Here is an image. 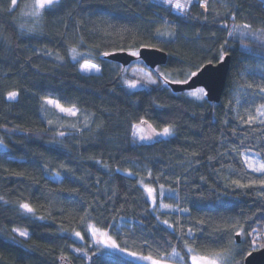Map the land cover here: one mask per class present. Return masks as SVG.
<instances>
[{
    "label": "trees",
    "instance_id": "obj_1",
    "mask_svg": "<svg viewBox=\"0 0 264 264\" xmlns=\"http://www.w3.org/2000/svg\"><path fill=\"white\" fill-rule=\"evenodd\" d=\"M29 2L0 0V264H138L93 244L90 226L144 256L168 259L173 248L186 256L189 244L196 254L221 252L226 264H243L252 239L264 243V174L244 164L245 154L259 153L264 162V124L244 123L264 103L255 91L264 86V43L228 37L221 25H232L229 0H208L207 12L191 0L183 13L156 0H62L39 19ZM231 2L243 5L237 23L264 27V0ZM225 40L230 67L218 103L161 83L217 63ZM143 47L164 51L167 61L148 68L157 84L130 91L120 65L104 53ZM72 49L81 57L73 59ZM86 60L98 74L80 71ZM11 91L14 100L7 99ZM45 99L77 114L45 108ZM141 118L174 134L135 142L132 125ZM141 184L171 191L163 200L174 209L154 211ZM240 225L256 232L237 242Z\"/></svg>",
    "mask_w": 264,
    "mask_h": 264
},
{
    "label": "snow or ice",
    "instance_id": "obj_2",
    "mask_svg": "<svg viewBox=\"0 0 264 264\" xmlns=\"http://www.w3.org/2000/svg\"><path fill=\"white\" fill-rule=\"evenodd\" d=\"M17 3V0H12V5L15 6ZM162 3L166 6H168L170 9H176L178 12L183 13L185 11H187L188 6L191 4V0H162ZM62 5V0H33V4H32V13L31 15L36 17L37 19L41 18L43 15H45V13H50L53 10L59 8ZM200 8H202L205 12L208 11V0H201L200 2ZM225 7L229 8V10L232 12V25L231 28H229V25L227 23H224L221 25V27L223 29L228 30L227 31V35L228 37H233L235 35H240V36H253L258 40H261L262 43H264V27L256 29L254 28V25L252 23L249 22H243V23H237L236 22V15L238 12V8L243 7L242 4H237L234 5L232 4L231 0H229V3L225 5ZM12 9L9 8V11H11ZM157 35H164V33H161L159 31V29H157ZM168 35H173L172 33H168ZM229 41L225 40L224 44L221 45V51H220V55H219V63H223L225 60V57L227 55V51L225 48V45L228 44ZM244 47H247L246 45ZM73 52H75V49H72ZM105 56L109 55V53L105 52L104 53ZM130 55H137L136 52H132L130 53ZM73 59H75L76 57L73 56ZM212 61H209V64H211ZM84 70H95V71H99L100 69L95 65V64H83L81 65V71ZM198 74H202L200 71H192L190 73L189 76H187L185 79L183 80H176V81H170L168 79L165 78L164 82L165 83H177V84H187L189 83V81L194 78L197 77ZM157 80L156 79H152L150 76L147 78V83L148 84H157ZM137 86V83L135 81L130 82L127 84V87L129 88H135ZM249 88H253V85L249 84L248 85ZM255 91H257L259 94H261L262 96H264V86H260L258 88L255 89ZM18 93L15 91H11L7 94V99L9 100H14L17 97ZM187 95L195 100H203L205 96L208 95L205 87H200L197 88L195 90L189 91L187 93ZM44 103L47 105H52L53 107L57 108L60 112L62 113H66L67 115H71V116H75L77 113L75 110L73 109H66L64 107H61L56 101L51 100V99H45ZM255 115H249L248 118L244 121L245 124H247L248 126H252L253 124H264V103H261L258 107H256L255 109ZM140 125H145L147 124V121L144 119H140L139 122ZM133 129H138L139 125H132ZM148 127L151 129V125H148ZM153 134L157 135V136H171L173 135V130L172 128L169 127H164L162 129V131L160 132H155V130L153 129ZM136 133L134 132V135ZM59 135L63 136L64 133L61 132L59 133ZM140 139L144 140V139H151L150 136H140ZM0 143H2V141H0ZM261 149H264V144H262ZM254 155H259V153H255ZM244 164L245 166L249 169V171L251 172H255V173H260V174H264V162H261L259 159L253 161L250 158L245 157L244 158ZM127 175H132L131 172H128ZM256 182L253 181V184H255ZM144 190L145 192L148 194V198L153 202V204L156 203V198L154 195L155 190L151 187H147L144 186ZM240 187H245V185H239ZM259 186L261 188H264V179H261L259 181ZM19 207L21 209H23L25 212L27 213H32L33 209L30 207L29 204L27 203H22L19 205ZM160 207L162 209H166L169 211H172V206L169 204H161ZM181 211L187 212L188 209H181ZM156 219L163 225H165L167 228L171 229L173 227L172 224H170L168 222V220H161L159 216L156 217ZM13 231L15 232L16 229H13ZM89 231L92 232L93 237L95 238L96 234H97V229H95L94 227H89ZM256 232V229H252L251 232H246V230L243 228L242 225L239 226V228L237 230H235V236L237 237H241V236H253V234ZM21 236H26V233L20 232L18 233ZM74 235L80 239H83V237L81 236L80 232H75ZM101 235H103L105 237V239L102 240H98L97 243L99 245H102L103 248L105 249H109V250H113L122 254H125L129 257H133L134 259H138V260H145V261H149L150 264H171L170 259H165L164 256H160L159 258H153L152 256H139L137 255V253L135 252H131V251H126V249L120 245H118V243L116 242L115 239H113L107 232L105 233H101ZM189 237V243L191 242V238L193 237V233H192V229H189L187 234ZM259 237H254L251 241V248L252 251H256L260 248H264V243H258ZM245 242H247L245 240ZM145 243H147V240L145 241ZM233 243H235V241H233ZM185 248L187 250V255L186 256H181L179 252L176 251L175 248H173L170 256H175V257H179L181 260L186 261L187 259L190 258L191 260V264H219L220 258L222 257L223 253L221 252H212L209 253L208 255H197L195 253V249L191 246H189V244L185 245ZM73 251H77L76 249H73ZM252 251L248 252V255L251 256L252 255ZM86 255V254H85ZM95 255V253H94ZM169 255V254H166ZM62 261H67V257H61L60 258Z\"/></svg>",
    "mask_w": 264,
    "mask_h": 264
},
{
    "label": "rangeland",
    "instance_id": "obj_3",
    "mask_svg": "<svg viewBox=\"0 0 264 264\" xmlns=\"http://www.w3.org/2000/svg\"><path fill=\"white\" fill-rule=\"evenodd\" d=\"M156 1H157L158 3L163 4V3H162V0H156ZM32 4H33V0H30V2H29V8H30L31 11L33 10V9H32ZM163 5H164V4H163ZM164 6H166V5H164ZM171 10L174 11V12L177 11L176 9H171ZM132 52H136V53H137V51H132ZM132 52H129V53H132ZM73 56L76 57L75 59L81 57L80 55H78V54L75 53V52L73 53ZM83 64H94V63H92V62L86 60V61H83V62L81 63V65H83ZM81 65H80V71H81ZM95 65H96V64H95ZM96 66H97V65H96ZM97 67H98V66H97ZM120 68H122V69H121V73H122V75H121V77H122V81H123L125 87H126L128 90H130V91L137 90V89L144 88V87H147V86L152 85V84H148V83H147V78H148L149 76H150L152 79H156V73H155L154 71H151V70H149L148 68H146V67L142 64L141 60L138 59V58L135 59L134 61H132L128 66L122 67V66L120 65ZM155 71H158L157 67H156ZM81 72L84 73V74H98V73H99V71H95V70H84V71H81ZM133 81H135V82L137 83V86H136L135 88H129V87H127V84L130 83V82H133ZM161 83L166 85V83H165L164 81H161ZM199 88H200V87H199ZM196 89H197V88H196ZM194 90H195V89H194ZM190 91H192V90H190ZM188 92H189V91H186V92H184V94H185L186 96H188V95H187ZM188 97H189V96H188ZM190 98H191V97H190ZM204 98H205V97H204ZM54 101H55V100H54ZM43 106H44L45 108H48V109L54 111V112L59 113L60 115H63V116H65V117H73V116H71V115H67L66 113H62V112H60L57 108L53 107L52 105H47V104H45L44 101H43ZM60 106H61V105H60ZM61 107H62V106H61ZM64 108H65V107H64ZM66 109H73V110H75L76 113H77V110H76L75 108H66ZM152 130H153V128L150 129V128L148 127L147 124H145V125H140V124H139V128L133 130V139H134V141H135V142H152V141H155V140H158V139H166V138H169V137L172 136V135H171V136H157V135H154V134H153V131H152ZM154 130H155V129H154ZM172 130H173V129H172ZM160 131H162V129H161V130H155V132H160ZM134 132L136 133L135 135H134ZM141 135H143V136H150L151 139H144V140H142V139H140V136H141ZM245 157L250 158V159H252L253 161L259 159V157H258L257 155H254V154H245ZM245 157H244V158H245ZM259 160H260V159H259ZM260 161L262 162V160H260ZM56 177H57V176H56ZM57 178H58V177H57ZM142 185H144V184H141V188H142V190H143V192H144V194H145L147 200L150 202L151 207L153 208V210H154V211H155V210H157V211H168V210H166V209H162V208L160 207V205H161V204H169L168 202H165L163 199H164V197H171V196H174V194H173L171 191H167V190H164V189H160V190L157 192L152 186L144 185V186H147V187H151V188H153V189L155 190L154 195H155V198H156V203L153 204V202L148 198V194L145 192L144 187H143ZM169 205H170V204H169ZM171 206H172V205H171ZM172 209H174L173 206H172ZM95 229H97V228H95ZM97 230H98V231H97V234H96L95 238L93 237L92 232L89 231V228H88V233H87V235H88V237H90L91 242H92L93 244H95V245H97V246L103 248V246H102V245H99V244L97 243V241H98V240L105 239V237H104L103 235H101V233H105V232H107V233L109 234V232H108L107 230H100V229H97ZM13 232H14V231H13ZM20 232L26 233L27 235H26V236H21V235L18 234V233H20ZM77 232H80V233H81V236H82L83 239H84V234H83V232H81V231H77ZM14 233H15L18 237L23 238V239H26V238L28 237V232H27L26 230H23V229H17V228H16V231H15ZM109 235H110V234H109ZM74 236H75V235H74ZM75 237H76V236H75ZM76 238H78V237H76ZM78 239H79V240H83V239H80V238H78ZM103 249H105V248H103ZM105 250H108V251L113 252V253H117V254H119L120 256H122V257H124V258H126V259H128V260H131V261H133V262H135V263H138V264H150L149 261L134 259L133 257H129V256L125 255V254H122V253H119V252H116V251H113V250H109V249H105ZM126 251H127V250H126ZM137 255H139V256H144V255H140V254H137ZM197 255H199V254H197ZM174 257H175V256H169V258H168V259H170L171 264H191V260H190V258H189V260H188V263H182V262H179V261H175ZM227 261H228V262L230 261V260H229V257L227 256V254H223L222 257L220 258L219 264H226Z\"/></svg>",
    "mask_w": 264,
    "mask_h": 264
},
{
    "label": "water",
    "instance_id": "obj_4",
    "mask_svg": "<svg viewBox=\"0 0 264 264\" xmlns=\"http://www.w3.org/2000/svg\"><path fill=\"white\" fill-rule=\"evenodd\" d=\"M106 59L114 61L122 67L128 66L135 59H140L141 62L149 69H155L165 65L167 54L157 48L143 47L137 51V55H130L129 52H113L105 56ZM230 67V56L226 55L223 63L205 64L198 71L197 77L192 78L187 84L167 83V86L174 93H181L194 90L199 87H205L208 95L205 96L207 101L218 103L221 100L225 89L226 79ZM236 241L239 237L236 236ZM243 264H264V248L252 251V255H247L244 258Z\"/></svg>",
    "mask_w": 264,
    "mask_h": 264
}]
</instances>
